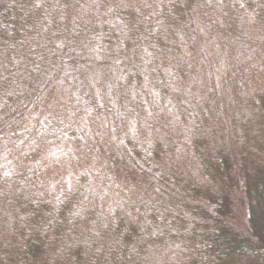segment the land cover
I'll return each mask as SVG.
<instances>
[{
	"label": "clouds",
	"instance_id": "9594fccd",
	"mask_svg": "<svg viewBox=\"0 0 264 264\" xmlns=\"http://www.w3.org/2000/svg\"><path fill=\"white\" fill-rule=\"evenodd\" d=\"M260 216L264 0H0V264H264Z\"/></svg>",
	"mask_w": 264,
	"mask_h": 264
},
{
	"label": "trees",
	"instance_id": "16d2710c",
	"mask_svg": "<svg viewBox=\"0 0 264 264\" xmlns=\"http://www.w3.org/2000/svg\"><path fill=\"white\" fill-rule=\"evenodd\" d=\"M230 206H231L230 199L228 197H225L226 210H230ZM256 220H257L258 227L264 228V216H260V217L256 218Z\"/></svg>",
	"mask_w": 264,
	"mask_h": 264
}]
</instances>
